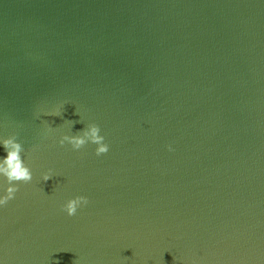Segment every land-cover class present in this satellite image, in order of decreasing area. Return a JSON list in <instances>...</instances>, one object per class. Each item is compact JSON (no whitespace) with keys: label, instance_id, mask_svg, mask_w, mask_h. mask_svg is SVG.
Here are the masks:
<instances>
[{"label":"water","instance_id":"water-1","mask_svg":"<svg viewBox=\"0 0 264 264\" xmlns=\"http://www.w3.org/2000/svg\"><path fill=\"white\" fill-rule=\"evenodd\" d=\"M13 134L0 264H264V0H0Z\"/></svg>","mask_w":264,"mask_h":264},{"label":"clouds","instance_id":"clouds-1","mask_svg":"<svg viewBox=\"0 0 264 264\" xmlns=\"http://www.w3.org/2000/svg\"><path fill=\"white\" fill-rule=\"evenodd\" d=\"M104 136L100 134V127L96 123L88 124L87 130L83 135H68L65 134L60 139L59 143L63 145L69 143L73 149L79 150L86 143L91 142L97 147L95 153L97 156L105 154L109 151V145L104 142ZM0 144L6 151V156L0 159V175L6 177L8 186L6 194L0 195V206H6L9 201L15 199L16 193L19 191V183H29L32 180V171L25 164L21 153L24 151L23 145L16 138V134L9 136L7 139L0 141ZM169 151H172V146L168 145ZM51 178L50 173L43 175V180L47 181ZM89 203L87 196L78 195L70 198L64 203L62 211L68 216H75L79 208L86 206Z\"/></svg>","mask_w":264,"mask_h":264}]
</instances>
